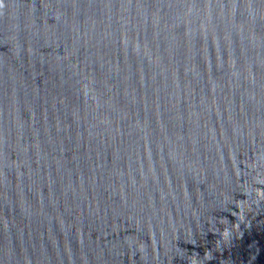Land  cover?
Segmentation results:
<instances>
[{
	"label": "water",
	"instance_id": "95a60500",
	"mask_svg": "<svg viewBox=\"0 0 264 264\" xmlns=\"http://www.w3.org/2000/svg\"><path fill=\"white\" fill-rule=\"evenodd\" d=\"M0 264H264V0H0Z\"/></svg>",
	"mask_w": 264,
	"mask_h": 264
}]
</instances>
